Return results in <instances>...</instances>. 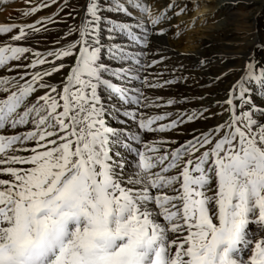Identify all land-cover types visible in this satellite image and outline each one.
<instances>
[{
    "label": "snow or ice",
    "instance_id": "1",
    "mask_svg": "<svg viewBox=\"0 0 264 264\" xmlns=\"http://www.w3.org/2000/svg\"><path fill=\"white\" fill-rule=\"evenodd\" d=\"M126 2L149 12L137 0ZM113 7L130 14L125 3ZM102 11L101 0H88L80 25L69 29L78 38L61 47L0 46V69L11 73L0 74V132L24 129L0 134V173L9 177L0 178V264H238L230 258L238 245L250 247L242 264H264V239L245 234L250 222L264 230V121L256 119L264 108L246 88L254 80L264 89V68L256 75L254 59L247 63L223 101L229 114L223 123L174 148L175 140L146 141L145 133L207 117L180 112L169 119L171 112L144 111L184 101L147 95L145 89L175 81L142 76L157 63L142 61L143 52L105 48ZM167 18L160 11L148 22L154 28ZM137 27L144 30L137 34L121 23L109 31L149 47L148 27ZM16 28L15 42L41 32L28 24L0 27V34ZM105 53L127 66L113 70L102 60ZM66 58L74 63L66 65ZM64 69L59 82L49 79ZM102 92L120 101L121 127L108 124ZM129 121L137 131L123 127Z\"/></svg>",
    "mask_w": 264,
    "mask_h": 264
},
{
    "label": "rangeland",
    "instance_id": "2",
    "mask_svg": "<svg viewBox=\"0 0 264 264\" xmlns=\"http://www.w3.org/2000/svg\"><path fill=\"white\" fill-rule=\"evenodd\" d=\"M216 2H219L221 0H215ZM262 1V0H261ZM126 1L122 0H101V7L103 9L102 15L105 19H108L110 23L113 24H121L124 23L125 20H140L144 21L147 25H149L148 18L149 16L154 17L156 14L159 13L158 9H156V6L153 5V10L148 13H143L140 11L133 10L132 8L127 7V12L130 14H125L119 11H116L115 8L113 7L117 3H125ZM46 3L48 4L47 7H40V9L34 13H31V9L40 6L41 4ZM86 0H0V27L4 26H13V25H28V24H35L36 27L41 28L40 33H35L33 34L27 41L24 42H15L11 41V36L15 35L18 33V28L14 29L12 33H5V34H0V46L5 45L6 43H11L13 46H30L34 49H37L41 52H46L47 50L53 49V48H58L61 47L65 44H67L70 41H74L78 38V33H73L69 35V29L70 28H77L82 19L84 18V13H85V8H86ZM85 7V8H84ZM260 7V8H259ZM222 8L218 7L217 9H214L212 12L210 11L207 16L204 17L205 23H204V28L199 29L197 34L193 35V37H196L197 41L199 38L202 37H207L211 35V31L209 29L213 28L218 25V23L221 21L223 18L222 12H220ZM254 9V10H253ZM251 10L248 11L244 7L240 6L237 8L236 12L239 10V15L243 19V23L245 22H250L254 17L252 14L256 13L257 11L258 14L256 16V25L253 27V29L249 31V33L246 36V41L249 42V40H254V38L257 40H263L264 38V5L261 8V3H259L256 7H254ZM260 9V10H259ZM25 12H30L31 14L28 16L22 15ZM191 12V11H190ZM251 12V13H250ZM192 13H194V10H192ZM249 15H248V14ZM116 14V15H115ZM145 17V18H142ZM253 17V18H252ZM217 18V19H216ZM216 19V20H215ZM37 21H42V23L37 24ZM117 21V22H116ZM255 24V23H254ZM105 25V26H104ZM157 26V25H156ZM251 26H253V22L251 23ZM47 28V31H44V28ZM105 27V28H104ZM107 24H102L100 25V35L103 39L104 45L107 43L111 44V41L109 37H111L113 34H117V32H110ZM260 30V31H259ZM262 31V32H261ZM210 32V34H209ZM263 38H262V34ZM120 34V33H119ZM121 35V34H120ZM249 35V36H248ZM243 36H245L243 34ZM258 36V37H257ZM66 37V39H65ZM248 37V38H247ZM218 39L220 41L223 40V36L219 35ZM110 41V42H109ZM149 41H151V45L149 48H152L153 46H160L158 44V40L150 37L149 36ZM247 45V51L251 49V43L245 42ZM158 44V45H157ZM140 48H144L142 46H139ZM44 48V49H43ZM148 48V47H147ZM223 51L222 47L218 45H212V46H207L205 49V55L210 56L213 53H219ZM246 51V52H247ZM246 52H243L240 54L239 57H236L237 59L233 60H227L223 62V65H230L229 68L231 70L230 73L226 74H220V68H214L211 69L210 71L213 73L215 76V80L208 81L207 79H210L211 77L205 78V76L200 73L201 71L198 69H195L197 66H191V70L188 69V74L187 76L185 75L184 78H180L179 81H175V71L170 69L169 71L165 68H163V61H159V73H156L155 76H153L152 81H163V80H173L175 81L171 85H168L167 87L163 89H145V92L147 95L150 97H162L164 101H167L168 99H173L171 97L173 96H185L189 95L191 97L184 99L181 98V100L178 101H184V102H178L175 105L172 106H166L163 108L159 109H148L144 110L149 112L150 114H160L165 112H170L169 110H176L174 113H172V117L169 119H175L176 114L180 113L177 112L178 109H180L181 112H185L188 114H191L193 112L199 114L203 112L204 116L207 117L206 119H196L193 122H187L183 124L181 127H179L177 130L167 132L164 134L163 133H145L144 134V139L146 141L148 140H156L160 138H166L168 140H175L176 135L180 136H188L189 132L193 131L194 128H199V129H206L207 127L213 128L215 127L214 124H220L223 123L226 119H228V112L224 111V108L227 107V105L223 104V101H225L229 95L230 92V86L232 87L247 71L246 65L250 60H253L257 63V68L256 70L259 71L261 68H264V56L260 55L258 51L255 54H258V56L254 55L250 59H248V55L245 54ZM260 59V60H259ZM69 60V59H68ZM68 60H65L67 64H70L71 61L69 62ZM238 60V61H237ZM173 61V60H172ZM12 64H15L16 62H11ZM122 66L123 64L127 65V63H121ZM121 67V65L119 64ZM192 68L194 70H192ZM197 68V67H196ZM2 70V69H1ZM166 70V71H165ZM15 71H23V70H18L16 69ZM67 69H64L61 73L54 75L53 77L49 78L52 82H59L63 75L66 73ZM214 71V72H213ZM1 72V71H0ZM200 73V76H196L195 74ZM216 74V75H215ZM56 76V77H55ZM202 76V77H201ZM222 76V77H221ZM157 77V79L155 78ZM224 77V78H223ZM189 78V79H188ZM219 79V80H218ZM116 82V81H115ZM185 82V83H184ZM120 83V81L118 82ZM212 85H211V84ZM123 86H128V87H133L136 86L137 84H129L126 81H121L120 83ZM181 84V85H180ZM183 84V85H182ZM215 84V85H214ZM130 85V86H129ZM228 87V93L225 92L226 94L223 95L220 92V89L226 86ZM208 86V87H207ZM186 87V88H185ZM207 87V88H206ZM187 88H191V92H187ZM210 91V92H209ZM218 91V92H217ZM200 93H209V98H219V102L221 104H216V106L220 105V108L217 109L219 111V114L217 112L214 113V110H216V106L210 110L211 107L209 103L204 104V106H207L205 109L204 107H200L197 109H192L190 107H194V105L197 104H202L203 105V100L202 96H200ZM218 93V94H217ZM43 92L41 91V93ZM228 94V95H227ZM101 96L106 97L108 96L107 93H101ZM102 97V99H103ZM202 99V100H201ZM115 100V101H113ZM105 102V101H104ZM216 102V103H219ZM106 105L109 107L110 110V117L114 116V124L111 125L112 127H121V125L118 123V117L116 114V109L122 107L120 104V101L116 98H112L107 100ZM132 107V106H128ZM163 109V112L161 111ZM188 109V110H187ZM222 110V111H221ZM213 111V112H212ZM212 112V113H211ZM223 114L221 115V113ZM112 115V116H111ZM220 120V121H218ZM131 121H129L126 125H123V127L135 130L136 125H131ZM168 121H162L160 123H167ZM133 123V122H132ZM192 129V130H191ZM137 130V127H136ZM207 131V130H205ZM167 134V135H166ZM171 134V135H170ZM186 134V135H185ZM192 134V132L190 133ZM178 135V136H179ZM172 147H175L174 145H171ZM129 155V154H128ZM131 158H133L131 155H129ZM8 178V177H7ZM258 234H262V237L264 236L263 232L260 231ZM240 245L237 246L239 248Z\"/></svg>",
    "mask_w": 264,
    "mask_h": 264
},
{
    "label": "bare ground",
    "instance_id": "3",
    "mask_svg": "<svg viewBox=\"0 0 264 264\" xmlns=\"http://www.w3.org/2000/svg\"><path fill=\"white\" fill-rule=\"evenodd\" d=\"M122 1H126V0H122ZM86 2H88V0H86ZM137 2L143 3L144 6L149 9V12L153 10L154 8L153 5L155 6L157 5L156 9H158L159 12L167 11L168 18L166 20H162V22L159 23L154 28L144 23V21L143 22L140 21L141 19L140 20L138 19L130 20L129 19V20H125L124 22V24H127L132 30L136 31L137 34H140L144 30L142 28H138L137 24L138 23L144 24L146 27H148V35L150 37L153 36V38L157 39L158 44L160 46L158 47L153 46L152 48H149L150 46H152L151 41H149V47L142 49L139 46L133 45L126 38L125 34L120 33L121 34L120 35L117 32V34H113L111 37H109L111 44L110 43L105 44V48L111 47L114 44H119L126 51L134 52V53L143 52L144 56L141 57V59L144 62L151 63L152 61H157L154 67L147 69L146 72L140 73L142 76L147 75L150 80H155L153 79V76H155V74L159 73L160 71L158 70L159 69L158 63L159 61H163L162 63L163 65H161L163 66V68L167 69L168 71L170 69L175 71L176 74L174 77H175V81L177 82L179 81L180 78L182 77L184 78L185 75L187 76L188 74H190L188 72V69H190L192 65L193 66L197 65L196 66L197 68L195 67V69L199 68V70L201 71L200 73H202V75L205 76V78L211 77L210 79H207L208 81L210 80L214 81L215 76L210 70L216 67L220 68V74H223V75L226 73H230L231 71H234L229 68L230 65H223V62L227 60L234 61V59H237L236 57H239L241 53L246 52L248 48L245 42H247V44L249 42L251 43V47H250L251 49H249L245 53L248 55V59H250L254 55L258 56V54H255L257 51L259 53V56L260 55L264 56V47L257 46V45L264 46V38H263L264 33L262 34L261 33L262 31L260 33L262 34L263 40H258V39L256 40L254 38V40H249V42L246 41V36L249 33L250 29L252 30L253 27H255L256 25V16L259 11L252 14L254 18L252 17L253 19L250 22L249 21L245 22V24L243 23L244 18H241V16L239 15L240 13L239 10L236 12L237 8L240 6L244 7L248 11L251 10L252 12V9L256 7L259 3H261V8H262V6L264 5V0L262 1L261 0H221L219 2H216L215 0H137ZM170 4L172 5L171 9L168 8ZM125 5H127V2H125ZM218 7L222 8L219 13L222 12L223 18L218 23V25L216 24L215 27L209 29L211 31L210 36L199 38L197 41L196 40L197 38L193 37V35L197 34L199 29L204 28L203 26L205 23L204 17L207 16L210 11L212 12L214 9H217ZM130 8L136 11H140L139 9H136L133 7H130ZM180 9H184V11L181 12ZM192 10H194V13H192ZM176 13H179V15H177ZM142 18H145V17H142ZM252 22H253V26H251ZM102 24H107L108 27L117 25V24L110 23L108 19H104V21H102ZM161 29H163V33H164L163 35L159 34ZM243 34L245 36H243ZM219 35L223 36L222 41L218 39ZM215 44L216 45L219 44L222 47L223 51L219 53H213L210 56L205 55L206 47L212 46ZM66 60H68L69 62L71 61L70 64H67V62L65 61L66 65H71L72 63H74V60L72 58H66ZM102 60L103 62L109 64L113 68V70L119 68L120 67L119 64L122 66L121 63H127V62H122L117 59H112L107 53L102 55ZM255 64L257 67L256 62ZM123 66H127V65L123 64ZM256 67L253 71H254V74L258 75L260 70L257 71ZM18 70H23V69H18ZM192 70L194 69L192 68ZM0 71H1L0 74H9V75L11 74L1 69ZM200 73H197L195 75L199 77ZM155 78L157 79V77ZM228 87L229 86H226V88L223 87L220 89V92L218 91L217 92L225 95L226 94L225 92L228 91ZM231 88L232 87L230 86V89ZM246 88L248 89L247 95L251 97L253 103L258 107L264 108V89H261L260 84L253 80L246 84ZM187 89H189L187 90V92L192 91L191 88H187ZM4 95L5 94H0V98H3ZM200 96H202V99H204L203 105L200 103L197 105H194V107H190L191 110L194 108L197 109L200 107L201 108L204 107L206 109L207 106H204V104L206 103H209V105L211 106V107H208L210 108V110L213 109L216 106V104H221L219 102L220 99L218 97L209 98L210 96L209 93H203V94L200 93ZM189 97L191 96L189 95L173 96L171 98L176 99V100H181V98L187 99ZM109 99H112V98H109L108 96L103 97V100L105 102ZM216 102H219V103H216ZM218 108H220V105L216 106V110H214V113L217 112L219 114V111H217ZM161 111L163 112V109ZM169 111L174 113L176 110L175 111L169 110ZM177 112H181L180 109H178ZM114 119H115L114 116L110 117L109 115L108 124L110 126L114 124L115 122ZM256 119L260 121H264V116H261L260 113L257 112ZM130 124L133 126L135 125L132 122H130ZM214 126H217V124H214ZM210 127H207L206 129L194 128L193 131H191L192 134H190L191 132H189V135L187 137L180 136L179 134H178L179 136L176 135L175 138H176L177 144H175L174 146L177 147L179 144H183L185 141L192 139L193 135L204 132L205 130H209ZM23 130L24 129H19V130L8 129L7 132H0V134H15V131H23ZM132 131H137L136 127H135V130H132ZM164 134L165 133H163V136ZM120 151L122 155H124L129 161L133 159L126 152H124L123 149H120ZM18 154H26V153H18ZM17 167H28V166L27 165H24V166L17 165ZM7 177L8 176L6 174L0 173V178L7 179ZM254 213L258 215V210H254ZM249 216L250 217L253 216V213H250ZM214 222L216 221L214 220ZM260 231H262L264 234V230H261L260 228H258L255 223L250 222L245 228L246 238L251 241H256L257 239H264V236L262 237V234H258ZM223 247L224 246H221V248ZM237 249L238 250H234L230 253V258L237 260L238 264H242L240 257L243 256L244 258H248L250 247L248 250H244L242 246H240Z\"/></svg>",
    "mask_w": 264,
    "mask_h": 264
},
{
    "label": "clouds",
    "instance_id": "4",
    "mask_svg": "<svg viewBox=\"0 0 264 264\" xmlns=\"http://www.w3.org/2000/svg\"><path fill=\"white\" fill-rule=\"evenodd\" d=\"M67 227V225H65V228Z\"/></svg>",
    "mask_w": 264,
    "mask_h": 264
}]
</instances>
